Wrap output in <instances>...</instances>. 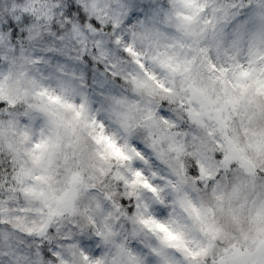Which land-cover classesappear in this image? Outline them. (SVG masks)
<instances>
[{"label":"snow or ice","instance_id":"6c2138e0","mask_svg":"<svg viewBox=\"0 0 264 264\" xmlns=\"http://www.w3.org/2000/svg\"><path fill=\"white\" fill-rule=\"evenodd\" d=\"M0 264H264V0H0Z\"/></svg>","mask_w":264,"mask_h":264}]
</instances>
